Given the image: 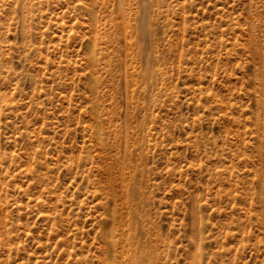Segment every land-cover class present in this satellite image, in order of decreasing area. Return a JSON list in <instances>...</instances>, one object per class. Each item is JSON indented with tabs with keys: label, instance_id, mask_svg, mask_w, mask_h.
I'll return each mask as SVG.
<instances>
[{
	"label": "rangeland",
	"instance_id": "374dc122",
	"mask_svg": "<svg viewBox=\"0 0 264 264\" xmlns=\"http://www.w3.org/2000/svg\"><path fill=\"white\" fill-rule=\"evenodd\" d=\"M133 235L264 264V0H0V264Z\"/></svg>",
	"mask_w": 264,
	"mask_h": 264
},
{
	"label": "bare ground",
	"instance_id": "6f19581e",
	"mask_svg": "<svg viewBox=\"0 0 264 264\" xmlns=\"http://www.w3.org/2000/svg\"><path fill=\"white\" fill-rule=\"evenodd\" d=\"M124 28V26H122ZM149 68V66H147ZM152 69V67H150ZM151 69H149L151 71ZM147 71V69H146ZM148 71V72H150ZM152 72V71H151ZM147 73V72H146ZM149 77V74H147ZM145 74V76H147ZM147 77V78H148ZM148 80V79H147ZM151 80V73H150V79ZM137 195L130 194L129 189L125 192V195L123 197L124 202L126 205H128L129 209L131 210L132 216L135 218L137 213V207L138 202H140V199L137 202ZM135 225V234L138 232L143 234V230L139 229V224L137 222H134ZM143 228V227H142ZM136 234V235H137ZM128 239L134 244L133 254L132 253H121L120 257H116L114 253L110 254L109 257V264H158V255L152 251L150 252L148 249L150 248V239H143L141 240L138 237H135L134 235L131 237H128Z\"/></svg>",
	"mask_w": 264,
	"mask_h": 264
}]
</instances>
